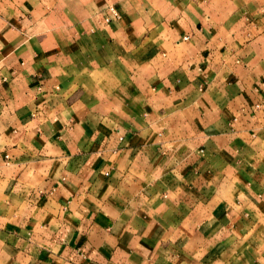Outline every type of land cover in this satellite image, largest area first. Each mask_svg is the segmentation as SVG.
<instances>
[{
    "label": "crops",
    "instance_id": "0c3cea01",
    "mask_svg": "<svg viewBox=\"0 0 264 264\" xmlns=\"http://www.w3.org/2000/svg\"><path fill=\"white\" fill-rule=\"evenodd\" d=\"M0 264H264V0H0Z\"/></svg>",
    "mask_w": 264,
    "mask_h": 264
},
{
    "label": "built area",
    "instance_id": "2783aa9c",
    "mask_svg": "<svg viewBox=\"0 0 264 264\" xmlns=\"http://www.w3.org/2000/svg\"><path fill=\"white\" fill-rule=\"evenodd\" d=\"M108 13L107 16L104 19V24L109 25L113 20H119L120 19V13L118 12L117 8L113 5L109 6L107 9ZM256 110H261L262 105L260 103L255 105Z\"/></svg>",
    "mask_w": 264,
    "mask_h": 264
}]
</instances>
